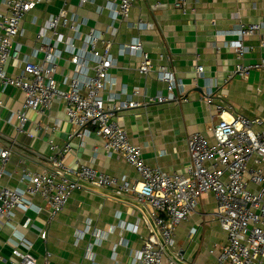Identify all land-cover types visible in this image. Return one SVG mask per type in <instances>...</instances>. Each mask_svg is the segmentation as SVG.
<instances>
[{
  "label": "crops",
  "instance_id": "crops-1",
  "mask_svg": "<svg viewBox=\"0 0 264 264\" xmlns=\"http://www.w3.org/2000/svg\"><path fill=\"white\" fill-rule=\"evenodd\" d=\"M173 1H135L127 21L116 24L117 32L110 52L116 63L109 75L115 82V93L125 86L129 91L140 89L148 96L157 92L164 94V85L156 81L153 74L146 78L138 74V57L118 54V46L139 38L156 65L163 63L157 59L159 54L169 58L176 79L182 84V98L185 97L187 102L148 104L120 113L117 123L130 142L141 149L145 164L167 174L182 175L189 163L187 136L200 133L208 143L212 142L211 129L217 118H211L215 114L214 106L205 103L208 94L216 105L228 108L223 118L228 119L234 114L264 118V72L251 71L244 78L227 80L238 63L229 47L237 40L234 32L239 24L264 21V0H186L195 8L194 14L187 15L174 8ZM103 5V0H93V4L78 7V0H69L68 13L86 22L81 29L82 36L91 30L105 31L108 27L107 10L103 9L100 14L96 11ZM59 7V1L50 0L27 14L19 38L22 57L30 55L37 47L36 32ZM5 10L3 0H0V15ZM59 31L65 33L63 29ZM263 35L264 30L244 39L243 44L253 48L244 56V64L264 57V52L258 48ZM17 65L20 66L9 63L5 68L7 74L17 75L20 71ZM196 66L202 67L201 75L196 74ZM72 70L65 55L55 75L59 88L65 89L62 81L72 75ZM22 103L20 90L0 84V149L10 151L0 187L23 189L24 186L18 183L22 172L53 171L52 160L59 157L50 151L49 142L58 150H65L62 164L66 168L86 165L116 180L122 177L138 180L137 174L120 155L106 156L100 138L90 135L83 140L69 139L74 128L65 119L63 104L56 100L48 112L26 111L24 133H18L13 114L21 109ZM28 200L40 210L16 208L8 221L0 219V264L14 262L10 252L13 245L38 262L48 255V264H129L148 237L153 236L160 243L148 211L132 194L119 197L109 189L84 187L74 192L64 209L50 221L48 208L39 197ZM214 210L213 197L202 195L195 213L175 228L174 247L168 252H180L184 264H216L215 259L226 240L213 218ZM26 219L29 226L23 228ZM121 223L123 229L119 227ZM42 231L46 232L44 241L39 237ZM92 233L103 236L100 246L94 245ZM77 234L82 239L75 245ZM19 237L23 238L20 242ZM88 244H92L93 261L85 257Z\"/></svg>",
  "mask_w": 264,
  "mask_h": 264
},
{
  "label": "built area",
  "instance_id": "built-area-1",
  "mask_svg": "<svg viewBox=\"0 0 264 264\" xmlns=\"http://www.w3.org/2000/svg\"><path fill=\"white\" fill-rule=\"evenodd\" d=\"M49 1L3 0L6 10L0 15V84L18 89L23 94L21 109L13 114L16 131L24 133L26 111L41 114L49 111L54 100L61 102L65 119L74 128L68 138L83 140L90 135L100 138L106 156L120 155L137 174L138 180L127 177L116 180L86 165L66 168L62 164L65 150L60 151L49 142L50 151L59 157L52 160L53 171L22 172L18 183L24 186L23 189L0 187V219L8 221L16 208L38 212L40 209L28 200L37 196L48 208V220H53L72 194L84 188L66 178L71 176L94 188L112 190L119 197L132 194L148 211L160 243L153 236L148 237L129 264H184L180 252H168L174 247L175 228L195 213L202 195L210 194L215 201L213 218L226 240L215 263L264 264V118L240 114L223 118L228 108L216 105L208 94L205 103L214 106L215 114L211 118H217L211 129L212 142L208 143L200 133L187 136L189 163L182 175L149 167L143 160L141 149L130 142L127 133L118 125L117 116L148 104L180 103L187 102V99L182 98V84L177 81L169 58L159 54L157 59L163 63L156 65L139 38L118 46V54L136 55L138 74L145 78L153 74L156 81L164 85L165 93L148 96L140 89L129 91L125 86L114 92L115 82L109 72L116 63L110 53L117 32L116 24L127 21L136 0H103L104 5L96 11L100 14L103 9L107 10L108 27L101 32L91 30L84 36L81 29L86 26L85 20L68 13L69 0H57L60 2L57 13L49 15L44 27L35 34L37 47L30 55L22 57L19 42L23 34L22 23L38 5ZM86 4H93V0H78V7ZM172 5L183 15L195 13L194 6L186 0H174ZM262 30L264 21L237 26L234 32L237 40L229 47L238 63L227 80L244 78L251 71L264 72V57L253 63L244 64L242 61L253 50L243 44L244 39ZM258 48L264 52V35ZM65 55L73 70L71 76L63 79L65 89H61L55 75ZM9 63L20 64L17 65L20 67L17 75L7 74L5 68ZM195 72L201 75L202 67L196 66ZM9 156L8 149H0V178L5 175ZM27 226L28 219L23 228ZM119 227L123 229V223ZM92 236L94 245L100 246L103 236L98 233H92ZM39 237L44 241L46 232L42 231ZM22 239L19 237L18 242ZM81 239L82 236L77 234L75 245ZM91 247L92 244H88L85 257L93 261ZM10 252L14 259L12 264H48V255L38 262L21 252L17 245H13Z\"/></svg>",
  "mask_w": 264,
  "mask_h": 264
},
{
  "label": "water",
  "instance_id": "water-1",
  "mask_svg": "<svg viewBox=\"0 0 264 264\" xmlns=\"http://www.w3.org/2000/svg\"><path fill=\"white\" fill-rule=\"evenodd\" d=\"M66 178L69 179L70 181L77 182V183L81 184L83 187H89L86 184H83V183L77 181L75 178H73L71 176H66Z\"/></svg>",
  "mask_w": 264,
  "mask_h": 264
}]
</instances>
